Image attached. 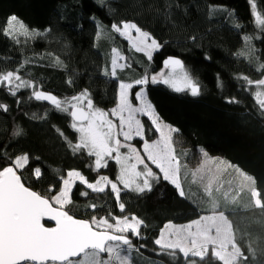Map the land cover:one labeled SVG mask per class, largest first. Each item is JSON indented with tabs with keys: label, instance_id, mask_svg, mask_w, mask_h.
I'll return each mask as SVG.
<instances>
[{
	"label": "trees",
	"instance_id": "1",
	"mask_svg": "<svg viewBox=\"0 0 264 264\" xmlns=\"http://www.w3.org/2000/svg\"><path fill=\"white\" fill-rule=\"evenodd\" d=\"M106 2L108 7H101L99 0H0V75L12 71L34 86L20 89L13 97L6 86L0 85V103L9 108L6 113L0 110V155L6 151L14 159L28 154V165L18 173H23L26 186L47 198L54 194L51 186L55 193L59 192L68 170L81 171L90 182L106 174L118 183L119 167L114 161L99 174L92 171L94 158L74 155L58 131L62 130L73 143L78 142V133L70 127L71 118L36 101L31 93L38 89L63 100L88 88L94 103L110 109L114 107L119 81L103 72L111 71L113 48L127 58L124 63L131 65L122 71L118 69V77L125 82L143 71L149 75L162 71L165 57L180 58L200 84L201 94L191 97L174 93L161 84H149L148 92L163 122L179 129L173 136L174 154L181 166L184 197L165 182H153V190L140 195L120 187L121 202L125 205L121 213L110 186L104 193H93L76 182L70 194L72 202L64 209L74 218L91 220L93 209L88 206L95 204L97 218L112 213L119 218L135 215L141 219L144 223L140 237H130L133 250L128 252L127 246H122L123 253H130L129 264H191L192 260L198 264H220L211 254L205 261L185 258L179 249H161L154 241L165 224L184 225L224 212L232 222L237 241H242L245 249L249 245L257 249L252 264H264V211L251 205L249 182L236 171L239 168L252 176L264 197V111L255 97L256 90L263 86L256 82L264 78V71L259 70L264 64V38H258L262 34L255 25L248 0ZM257 3V12L264 18V0ZM92 13L104 25L99 37L89 20ZM13 14L29 29L50 28V32L44 37L25 38L16 25L17 38L5 36L3 29ZM122 21L136 23L164 45L162 51L154 53L153 61L112 31L111 25ZM245 35H252L253 39L245 41ZM205 55L211 59L206 60ZM57 57L63 66L55 64ZM218 77L222 87L217 86ZM244 77L253 84L249 86ZM70 79L74 83L70 84ZM233 97L236 103L226 102ZM141 121L146 126L150 124L146 117ZM18 130H22L19 136ZM156 138L154 129L146 136L148 142ZM132 143L141 147L137 139ZM211 162L215 163L208 171ZM228 164L233 167H227ZM37 166L44 175L40 182L33 175ZM209 186L210 194L205 190ZM82 191L89 195L81 196ZM216 206L218 210L213 209ZM141 244L145 247L141 248Z\"/></svg>",
	"mask_w": 264,
	"mask_h": 264
},
{
	"label": "snow or ice",
	"instance_id": "2",
	"mask_svg": "<svg viewBox=\"0 0 264 264\" xmlns=\"http://www.w3.org/2000/svg\"><path fill=\"white\" fill-rule=\"evenodd\" d=\"M248 2L255 25L262 34L258 38H264V18L257 12V0ZM99 4L101 7H108L106 0H99ZM89 20L96 26V36L99 37L104 28L102 21L95 13L90 14ZM16 25H19V34L25 38L44 37L50 32V28L29 29L24 21L13 14L6 21L4 35L16 39ZM237 27H240L239 24ZM111 29L127 40L137 53H143L148 61H153L154 53H159L164 47L134 22L122 21L119 25L113 23ZM133 32L136 34L134 37ZM192 39L195 40V37ZM244 39L250 42L253 36L245 35ZM112 51L114 55L111 71L109 73L105 70L103 75L119 81L114 107H99L94 103V97L88 88L63 100L38 89L34 90L31 96L36 101L48 102L57 113L67 114L71 118V129L79 134L78 142L73 143L62 130L58 131L71 146L73 154H86L87 157L94 158V167L91 170L98 174L101 169L109 167L110 161H114L119 167L116 177L118 183L106 174H100L94 182H90L81 171L68 170L67 178L62 179L59 192L55 193L54 186H51L50 191L54 194L47 198L25 186L22 182L23 173L17 174L16 169L28 165V154L17 155L13 159L8 157L5 151L0 155V264H128V257L122 255V246H127L128 252L133 250L134 245L130 237H140L144 222L135 215L119 218L112 213L97 218L94 214L95 204L88 206L93 209L91 220L74 218L64 208L72 202L70 194L76 182L93 193H104L106 187L110 186L121 213L125 211V205L121 202V188L118 184L122 185L123 189L140 195L151 192L153 182H165L174 186L179 190V195L184 197L180 180L181 166L174 154L172 136L179 129L163 122L154 102L149 98L148 85L163 84L174 93H187L191 97H197L201 94L200 84L185 68L184 62L174 57H165L162 60V67L166 72L149 75L147 71H143L134 80L125 82L118 77V69L122 71L131 65L118 63V60L126 61L127 58L120 55L115 48ZM250 51L254 49L250 47ZM205 59L210 60L211 57L205 55ZM55 64L63 66L58 57ZM259 70L264 71V64H261ZM244 79L249 86L253 84L247 77ZM68 82L74 83L71 79ZM256 83L264 85V79ZM0 85L6 86L13 97L17 96L20 89L34 87L30 81L22 79L21 75L12 71L0 75ZM217 86L222 87L219 77ZM19 102L17 100V103ZM226 102L236 103L237 100L233 97ZM257 103L264 111V99H258ZM0 110L6 113L9 108L0 103ZM138 115L147 117L150 124L146 126ZM152 129L159 133V139L149 143L146 136ZM21 131L18 130L16 135L19 136ZM135 139L142 142L143 156L132 143ZM122 149H126V152H122ZM144 157L150 163L146 162ZM6 159L7 164L4 163ZM227 167L231 168L233 165L228 164ZM236 171L249 182L251 205L264 211V197L256 187L257 181L252 176L245 175L239 168H236ZM33 175L37 182L44 179L39 166L34 169ZM205 190L210 194V186ZM88 195L87 191L81 192L83 197ZM45 219L54 221L55 226L46 227L42 223ZM110 219L114 223L110 222ZM193 228L194 232L191 231ZM154 243L161 249H179L185 258L198 257L200 261H205L211 245V257L220 264H252L253 257L257 255L256 248L249 245L245 249L242 241H237L232 222L224 212L202 216L184 228L173 229L171 224H165ZM140 247L145 246L141 244ZM261 252H264V249ZM191 264L198 262L192 260Z\"/></svg>",
	"mask_w": 264,
	"mask_h": 264
},
{
	"label": "rangeland",
	"instance_id": "3",
	"mask_svg": "<svg viewBox=\"0 0 264 264\" xmlns=\"http://www.w3.org/2000/svg\"><path fill=\"white\" fill-rule=\"evenodd\" d=\"M132 35H133V37L136 35L135 34V32H133L132 33ZM118 63H124V61H120V60H118ZM162 71H167V70H165V69H163ZM159 73V72H158ZM264 79V78H263ZM161 85H163V84H161ZM164 86H166L167 87V85H164ZM255 97H256V99L258 100V99H264V85L263 86H261V87H259L257 90H256V93H255ZM138 106V105H137ZM111 118V117H110ZM138 118L139 119H141L142 117L141 116H139L138 115ZM147 118V117H146ZM114 119V118H113ZM114 122L115 123H119V121L118 120H114ZM169 126V125H168ZM172 136H174V133L172 134ZM122 139V138H121ZM159 139V133H157V138L155 139V140H158ZM137 140H139V139H137ZM155 140H153V141H150L149 143H151V142H154ZM174 143H175V139L173 138V149H175V146H174ZM138 150L141 152V155L143 156V150H142V142H141V147H139L138 148ZM122 152H126V149H122L121 150ZM145 160H146V158H144ZM213 163H215V162H211V164H210V166H209V168H208V171H211V166H212V164ZM226 163V162H225ZM202 166V165H201ZM142 167V166H141ZM17 170H19V169H17ZM66 178H67V176H66ZM118 186L119 187H123L122 185H119L118 184ZM55 206H57V207H59V205H55ZM218 207L216 206V207H214L213 209L214 210H218L217 209ZM110 222H112V223H114V221L113 220H111ZM202 223H203V221H202ZM169 224V223H168ZM171 224V223H170ZM189 224V223H188ZM172 225V227H173V229H176V228H184V227H186L187 226V224H184V225H175V224H171ZM191 231H195V228H193V229H191ZM214 234V233H213ZM174 238V237H173ZM165 250H173V249H165ZM210 250H211V245H209V254H210ZM122 255H126L127 257H128V264L130 263V253H128V254H126V253H123L122 252Z\"/></svg>",
	"mask_w": 264,
	"mask_h": 264
},
{
	"label": "water",
	"instance_id": "4",
	"mask_svg": "<svg viewBox=\"0 0 264 264\" xmlns=\"http://www.w3.org/2000/svg\"><path fill=\"white\" fill-rule=\"evenodd\" d=\"M38 102H41L43 104H46V105H49L51 106L50 104H48V102L46 101H38ZM17 174L19 175V173L17 172ZM23 182V181H22ZM24 183V182H23ZM26 186V185H25ZM54 206V205H53ZM55 207V206H54ZM42 223L46 226V227H54L55 226V222L54 221H49L47 219L43 220Z\"/></svg>",
	"mask_w": 264,
	"mask_h": 264
},
{
	"label": "bare ground",
	"instance_id": "5",
	"mask_svg": "<svg viewBox=\"0 0 264 264\" xmlns=\"http://www.w3.org/2000/svg\"><path fill=\"white\" fill-rule=\"evenodd\" d=\"M41 103V102H40ZM79 135V134H78ZM153 167V166H152ZM153 168H155V167H153ZM16 171L18 172V170L16 169ZM156 171H158V170H156ZM171 185V184H170ZM174 187V186H173ZM175 188V187H174ZM178 191V193H179V190H177ZM55 206V205H54ZM55 207H57V206H55ZM58 208V207H57ZM65 210V209H64ZM66 211V210H65ZM216 214H218V213H212V214H210V215H205V216H213V215H216Z\"/></svg>",
	"mask_w": 264,
	"mask_h": 264
},
{
	"label": "crops",
	"instance_id": "6",
	"mask_svg": "<svg viewBox=\"0 0 264 264\" xmlns=\"http://www.w3.org/2000/svg\"><path fill=\"white\" fill-rule=\"evenodd\" d=\"M170 127H171V126H170ZM144 158H146V157H144ZM146 162H148V161H147V158H146ZM148 163H150V162H148ZM152 166L155 167L154 165H152Z\"/></svg>",
	"mask_w": 264,
	"mask_h": 264
}]
</instances>
